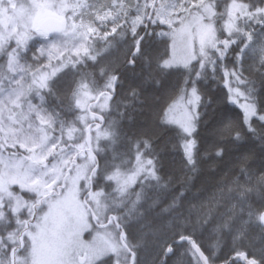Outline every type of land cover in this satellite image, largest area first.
<instances>
[{
	"label": "snow or ice",
	"instance_id": "snow-or-ice-1",
	"mask_svg": "<svg viewBox=\"0 0 264 264\" xmlns=\"http://www.w3.org/2000/svg\"><path fill=\"white\" fill-rule=\"evenodd\" d=\"M247 143L264 153V0H0V264H264V165L220 164Z\"/></svg>",
	"mask_w": 264,
	"mask_h": 264
},
{
	"label": "trees",
	"instance_id": "trees-1",
	"mask_svg": "<svg viewBox=\"0 0 264 264\" xmlns=\"http://www.w3.org/2000/svg\"><path fill=\"white\" fill-rule=\"evenodd\" d=\"M156 31H160V29H157ZM163 39L165 38L163 37L153 38L155 44L160 48L161 51H163L164 46L160 43V41ZM137 71H139V69H137ZM175 79L176 77H173V80ZM200 87L209 95H212L216 97L219 101H221V105H220L221 107L224 106V103L226 102V95H225L226 89L223 87L222 82L218 83L216 81L209 79L206 82H203L200 85ZM256 87L257 89H259L260 87L258 82ZM227 107L228 109L231 110V115L234 117V119L242 120V111L239 108H237L233 104H228ZM168 135H172V133H168ZM199 139L202 142V150L203 147L208 146L212 142L210 132L207 127L201 126L199 128ZM159 147L163 152V156H162L163 172L161 174L164 175L165 177L169 175H174L176 177L182 176L184 173H182L181 171L183 167L181 162V157L178 154L171 151L170 145L165 146L163 143H161ZM228 147H229V151L227 155L224 157V161L220 162L221 168L228 167L235 160V158L245 150H252L255 152L254 160L249 161V164L253 169L260 168L262 165H264V153L261 152L258 144H252V143L242 144L239 147V149H237V146H233V145H229ZM209 163H211V161L202 163L200 165L201 173L199 177L195 180L197 187H199V185L202 182L210 178L211 173L209 172L208 169ZM193 191H195V189H193ZM199 239L206 245H213L216 243L217 240V238L214 235H211L208 232H205L203 236L199 237ZM220 243L221 245H223L224 242L221 241ZM145 258L149 261L150 264L153 257L151 254L146 253Z\"/></svg>",
	"mask_w": 264,
	"mask_h": 264
},
{
	"label": "rangeland",
	"instance_id": "rangeland-1",
	"mask_svg": "<svg viewBox=\"0 0 264 264\" xmlns=\"http://www.w3.org/2000/svg\"><path fill=\"white\" fill-rule=\"evenodd\" d=\"M170 44H171V40H169V45ZM179 49H180V46L178 45V49H177L178 53H179ZM169 54L171 55V50L170 49H169ZM234 106H236L237 108H239V105H234ZM240 110L242 111V109H240ZM93 235H95V233ZM84 239L87 241V240H91L92 237L91 236H88V235H85Z\"/></svg>",
	"mask_w": 264,
	"mask_h": 264
},
{
	"label": "bare ground",
	"instance_id": "bare-ground-1",
	"mask_svg": "<svg viewBox=\"0 0 264 264\" xmlns=\"http://www.w3.org/2000/svg\"><path fill=\"white\" fill-rule=\"evenodd\" d=\"M156 40V39H155Z\"/></svg>",
	"mask_w": 264,
	"mask_h": 264
},
{
	"label": "flooded vegetation",
	"instance_id": "flooded-vegetation-1",
	"mask_svg": "<svg viewBox=\"0 0 264 264\" xmlns=\"http://www.w3.org/2000/svg\"><path fill=\"white\" fill-rule=\"evenodd\" d=\"M85 237V236H84Z\"/></svg>",
	"mask_w": 264,
	"mask_h": 264
}]
</instances>
